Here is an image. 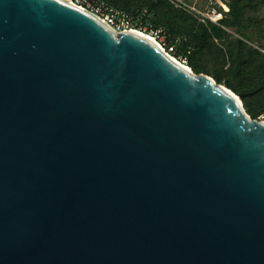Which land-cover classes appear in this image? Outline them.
<instances>
[{
    "label": "water",
    "instance_id": "1",
    "mask_svg": "<svg viewBox=\"0 0 264 264\" xmlns=\"http://www.w3.org/2000/svg\"><path fill=\"white\" fill-rule=\"evenodd\" d=\"M71 0H0V264H264V122Z\"/></svg>",
    "mask_w": 264,
    "mask_h": 264
},
{
    "label": "trees",
    "instance_id": "2",
    "mask_svg": "<svg viewBox=\"0 0 264 264\" xmlns=\"http://www.w3.org/2000/svg\"><path fill=\"white\" fill-rule=\"evenodd\" d=\"M75 2V0H71ZM112 7L127 12L133 22L150 23L154 28L164 26L169 32V39L180 37L176 43L175 56L187 58L188 66L194 73L213 75L206 68L197 67L192 61L193 57L210 51L214 44L213 37L227 38V33L218 26L200 25L190 38H185L184 33L192 30L193 21L183 12L173 8L166 0H103ZM230 13L220 22L223 27L232 28L239 38L230 37L227 43V58L229 61L230 76L224 83L227 88L237 95L248 94L243 98V106L251 118H256L264 111V54L258 49L247 45L251 33V26L257 29V39L264 46V17L259 16V11L264 7V0H227ZM145 11L144 15L140 13ZM252 13H254L252 15ZM221 27V26H220ZM251 42V41H250ZM220 84L222 77L213 78Z\"/></svg>",
    "mask_w": 264,
    "mask_h": 264
},
{
    "label": "built area",
    "instance_id": "3",
    "mask_svg": "<svg viewBox=\"0 0 264 264\" xmlns=\"http://www.w3.org/2000/svg\"><path fill=\"white\" fill-rule=\"evenodd\" d=\"M166 1L174 8L187 11L195 17L198 22L205 24L211 23L221 26V20L230 13L227 0H211L205 7H200L197 4V0H193L192 2L185 0ZM74 3L93 12L117 31L132 30L149 36L170 56L178 61L181 60L180 56H175L176 43L180 42L181 38L175 37L170 40L169 32L165 27L154 28L148 22H138L136 25L129 13L118 10L103 0H75ZM140 14L144 15L145 11L143 10ZM258 49L264 54V46L258 47ZM256 119L264 122V111L260 113Z\"/></svg>",
    "mask_w": 264,
    "mask_h": 264
},
{
    "label": "rangeland",
    "instance_id": "4",
    "mask_svg": "<svg viewBox=\"0 0 264 264\" xmlns=\"http://www.w3.org/2000/svg\"><path fill=\"white\" fill-rule=\"evenodd\" d=\"M185 1L192 2L193 0H185ZM210 1L211 0H197V4L200 7H205ZM227 3H228V1H227ZM175 9H177V8H175ZM177 10L183 12L184 14L189 16L192 20H194L192 30L189 31L188 33L183 34V36L187 39L190 38V36L193 34V32L196 31L198 26H200V25L211 26V23L205 24V23L198 22L195 17H193L191 14H189L185 10H182V9H177ZM253 14L254 13H252V15ZM259 16H261L262 18L264 17V7H262L261 10L259 11ZM212 25H214V24H212ZM215 26H218V25H215ZM158 27H164V26H158ZM218 27L221 28L223 31H225V33H227V35H228L227 38L226 37H224V38L213 37L212 42L214 44V47L210 51H207L205 53L198 54V55L194 56L192 62L199 68H206L207 70H209L210 73L213 75V77L211 76L212 78H214L216 75H220L222 77L220 84L223 86H226L224 83V80H227L230 76V72H229V69H230L229 61L230 60H228V58H227V43H228L230 37H232V39H236V38H239L240 36L232 28L223 27L222 25H221V27L220 26H218ZM257 29H258V27L255 28L254 26H251L248 30V32L251 33L250 34L251 35V37H250L251 42L247 41V45H250L254 49H258L257 45H261L263 43L262 39L261 40L257 39L258 38ZM180 61L183 62V64H185V65H187L189 62V60L187 58H184V57L181 58ZM242 101H243V99H242Z\"/></svg>",
    "mask_w": 264,
    "mask_h": 264
},
{
    "label": "bare ground",
    "instance_id": "5",
    "mask_svg": "<svg viewBox=\"0 0 264 264\" xmlns=\"http://www.w3.org/2000/svg\"><path fill=\"white\" fill-rule=\"evenodd\" d=\"M147 37H149V36H147ZM150 38V37H149ZM150 39H152V38H150ZM153 40V39H152ZM153 41H155V40H153ZM185 65V64H184ZM187 68H189V69H191L189 66H187V65H185ZM237 95V94H236Z\"/></svg>",
    "mask_w": 264,
    "mask_h": 264
}]
</instances>
